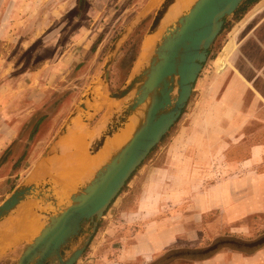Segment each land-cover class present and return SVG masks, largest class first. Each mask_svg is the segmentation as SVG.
I'll use <instances>...</instances> for the list:
<instances>
[{"label":"rangeland","instance_id":"1","mask_svg":"<svg viewBox=\"0 0 264 264\" xmlns=\"http://www.w3.org/2000/svg\"><path fill=\"white\" fill-rule=\"evenodd\" d=\"M76 1L70 0L66 22H68L70 31L76 32L79 29L84 35L77 42L69 38L65 44L68 49V64L66 63L62 78L54 76V69L48 66V88L44 89L39 82L29 87L31 83L27 81L26 76V82L20 84L21 101L10 107L14 110L30 109L32 105L36 106L32 100L34 95L38 106L37 118H41V124L47 119L36 136H33L35 133L30 131L36 119L34 118L31 124L26 119H20L24 128L26 127V130L22 132L21 152L26 154L28 152L30 161L50 151V145L56 134L60 133L74 112L80 114L77 121L88 122L92 128L96 126L100 128L109 123L113 116L119 114L125 102L124 100L123 103L116 101L111 98V95L128 83L141 52L147 48L145 47L146 36L150 33V27L161 0L159 2L155 0V6L150 5L153 0H81L83 5L79 4V7L75 6ZM245 2L240 7L242 11L236 12L225 22V28L210 50L209 58L195 83L182 116L111 204L99 222L97 231L85 253L76 264H174L179 259H204L223 249H239L249 253L264 245L262 242L256 248L248 246L264 240V178L259 179L258 188L251 189V186L246 185V181L253 182L257 176L264 174V158L255 165L253 170L252 166L249 169L240 168L238 171L229 168L228 177L197 180L196 194L192 198H195L198 203L206 196L208 197V195L203 196L204 187L211 189L210 187L213 186L212 209L203 212L202 225L196 227L197 236L191 239L182 238L153 258L141 257L138 260H130L127 257L125 247L131 248L135 245L141 247L142 244H138L136 239H133L134 235L148 229L144 221H140L139 224H129V218H121L124 206L135 203L140 196L141 185L135 184L136 178L156 156L175 149L174 139H188L194 133L190 129L199 128L204 124L208 125L210 130L223 124V127L232 124L236 115L227 113L228 111L222 107L221 100L225 91L231 86L233 75L238 72L245 77L247 81L245 86L248 90L244 94L243 101V112L248 115L245 119H241L245 130L244 134L242 132L239 137L262 146L264 150V0L247 4ZM141 14H144L143 18ZM133 22L136 24L130 30L129 27ZM56 25L58 24H54ZM126 29L130 32L121 41L119 49L114 54L109 80L106 82L104 71L106 61L112 46ZM230 41L233 43V48L226 57L228 68L218 72L217 59ZM49 53L50 56L56 55L54 50L48 51ZM43 54L41 51L37 52L38 61L42 60ZM25 58L26 56L23 55L19 60V69L22 70V74H26L31 69V66L24 67ZM133 74L135 75L136 72L133 71ZM41 76H43L42 72ZM236 96V94L231 95L234 99L232 107L236 106ZM82 105L85 108H82ZM16 115L17 113L15 115L11 113L6 117V121L12 123ZM249 118L255 119L250 123ZM100 134L101 137L104 135L101 132ZM95 148L96 146H93V149ZM248 149L238 148L240 155L242 154L239 159H247ZM80 151L81 158L70 173L71 177H76L75 179L89 178L93 171L108 159V156L102 153L90 158L89 155L92 154L88 152V149ZM233 152L236 151L233 150ZM262 154L264 155V151ZM160 165H163V162ZM221 166L224 168L225 164L218 162L215 165L218 170ZM217 175L222 174L217 173ZM245 176H250V178L243 181ZM227 182L230 183L229 186L225 184ZM54 184L56 187L59 186L56 182ZM220 184L221 189L214 190V187ZM39 199L43 201V208H46L50 215L55 213V209L47 204L45 197H35L30 202ZM66 200L63 199L60 202ZM237 205L245 207L246 210L232 212L230 208ZM197 211V214L200 213L199 209ZM27 214L38 224L43 225L41 216L36 212V207L27 211L25 215ZM91 230L92 225L84 228L73 245V250L84 243L91 234ZM25 246L26 244H22L4 253L0 258V264H16ZM69 253L70 251L67 252Z\"/></svg>","mask_w":264,"mask_h":264},{"label":"crops","instance_id":"2","mask_svg":"<svg viewBox=\"0 0 264 264\" xmlns=\"http://www.w3.org/2000/svg\"><path fill=\"white\" fill-rule=\"evenodd\" d=\"M69 3L70 0H0V204L20 184H40L48 181L51 172L63 171L74 160L76 147L86 145L91 133L95 134L85 121L75 120L58 142L56 139L59 134H56L46 155L30 161L29 153L21 152L22 132L26 127L24 128L20 119H26L30 124L34 118L36 119L30 130L35 133L33 136L39 134L47 119L41 124V118H37L38 106L34 95L32 100L36 106L32 105L26 110L10 109L12 104L21 101L20 84L26 82V76L27 81L31 83L29 87L39 82L44 89L48 88V66L54 69V76L62 78L66 63L68 64V49L65 44L69 38L77 42L84 35L79 29L73 32L74 30L70 31L68 28L66 21ZM79 4L83 5V2L77 0L75 6L79 7ZM54 24L58 25L54 26ZM230 47L228 46L225 53L217 59L220 72L228 68L225 54L233 48ZM53 50L56 51V55L50 56L48 51ZM38 51L44 53L40 61L37 60ZM21 53L26 56L27 63L24 62V67L31 66L32 69L26 74H22V70L19 69V60L23 57ZM245 82L247 81L242 73L234 74L231 86L225 91L221 100L222 107L228 111L227 113L236 115L232 124L227 127H223V124L212 130L205 124L190 129L194 131L192 137L174 139L175 149L156 156L136 178L135 184L141 185L140 196L135 203L124 206L121 218H129V224H139L140 221H144L148 230L134 235L133 239H136L138 244H142L141 247L138 245L125 247V254L130 260H138L141 257L153 258L182 238L191 239L198 234L196 227L202 225L203 212L212 209L213 186L210 187L211 189L204 187L203 196L208 195V197L204 196L205 198L198 203L192 198L196 194L197 180L224 178L229 175V168L238 171L240 168L249 169L252 166L253 170L255 165L263 160L262 146L239 137L245 130L241 119H245L248 115L243 112L244 94L248 91ZM232 94L237 95L234 107H232L234 102ZM11 113L13 115L17 113L16 121L9 123L6 117ZM254 119L249 118L248 121L251 123ZM239 147L249 148L247 159H239L242 156L238 151ZM29 161L30 164L27 165ZM162 162L163 165H160ZM218 162L224 163L225 167L221 166L218 170V167H215ZM217 173L222 175L219 176ZM246 178L250 176H245L243 181ZM261 178H264V174L257 176L253 182L246 181V185L251 186V189L258 188ZM78 183L75 185L77 186ZM225 184L229 186L230 183ZM214 188L220 190L221 184ZM24 209L0 228V258L4 253L22 244L30 243L42 227L30 215H23ZM198 209L200 213L197 214ZM230 210L238 212L246 208L237 205ZM174 264H264V245L249 253L239 249H223L204 259H179Z\"/></svg>","mask_w":264,"mask_h":264},{"label":"water","instance_id":"3","mask_svg":"<svg viewBox=\"0 0 264 264\" xmlns=\"http://www.w3.org/2000/svg\"><path fill=\"white\" fill-rule=\"evenodd\" d=\"M177 1H160L149 34L160 28ZM245 1L195 0L188 10L166 22L162 38L142 70L135 75L132 71L128 83L111 95L116 101H126L119 114L100 128L96 126L104 134L101 137L99 132L103 143L112 140L131 123L134 124L132 133L91 177L83 178L77 186L70 185L64 168L63 171L51 172L46 182L20 184L0 204V228L35 197H45L47 204L55 209L40 233L25 246L16 264H76L82 258L106 211L182 116L225 22ZM135 24L133 22L129 29L132 30ZM130 30L126 29L111 48L104 68L106 82L114 54ZM79 116L78 112L72 114L56 142ZM97 152V146L92 148V155ZM54 182L59 186L56 187ZM63 199L67 200L60 202ZM88 225H92L91 234L73 250V245ZM262 242L264 240L248 246L256 248Z\"/></svg>","mask_w":264,"mask_h":264},{"label":"bare ground","instance_id":"4","mask_svg":"<svg viewBox=\"0 0 264 264\" xmlns=\"http://www.w3.org/2000/svg\"><path fill=\"white\" fill-rule=\"evenodd\" d=\"M159 2V0H157ZM195 0H178L176 2V4L173 6V8L170 10L168 16L166 17V20L165 22L160 26V28L156 31V32H153L151 34H148L146 36V44H145V48L140 56H139V59L137 60L136 62V66L134 67L133 71L137 73H139L142 68L144 67V65L148 62V59L150 57V55L152 54L153 50L155 49L157 43L160 41V39L162 38V34H163V28L166 24V22H168L169 20H171L173 17H175L178 13L182 12L183 10H188L191 5L194 3ZM155 0L152 1V3H150V5H154L155 6ZM157 4V3H156ZM160 4V2H159ZM149 10V8H148ZM233 43L232 44H229L226 46V48L228 46H231L232 47ZM230 47V48H231ZM225 48V49H226ZM225 49L223 51L222 54L225 53ZM230 53V51L225 54V58L226 56ZM221 54V55H222ZM220 55V56H221ZM219 56V57H220ZM226 63L224 64V67H225ZM223 67V68H224ZM221 71V70H220ZM219 69H218V72H220ZM123 103V101H121ZM126 102V101H124ZM120 103V102H119ZM121 104V103H120ZM119 104V105H120ZM123 105V104H122ZM121 105V106H122ZM120 107V106H119ZM86 124L88 125V127L91 129V130H94L95 131V134L93 135L91 133L90 135V139L89 141L87 142L86 145H83V146H79V147H76V150H74V160L68 165V167L66 168V181L68 184L70 185H75L76 183L82 181V179H75L74 177H71V172L73 171V168L76 167L77 163L79 162L80 158H81V151L80 150H83V149H88V152L92 154V148L93 146H97V148L99 149V152H97L95 155H89L90 158H94L95 156L99 155L100 153L104 154V155H107L108 158L110 156V153L116 149L117 147L121 146L122 144H124L130 137L131 133H132V129L134 127V124L131 123L125 130L121 131L119 134H117L112 140H108V141H105L104 143L101 141V138H100V134H99V129H97L96 127L95 128H92L90 127L89 123L86 122ZM70 150V149H68ZM72 151V150H71ZM56 159V158H55ZM106 159V158H105ZM60 164V163H59ZM103 165V164H101ZM100 165V166H101ZM54 166V165H53ZM52 166V167H53ZM100 166H98L97 168H99ZM56 168V166H54ZM53 167V168H54ZM96 168V169H97ZM95 169V170H96ZM54 170V169H53ZM95 170L93 171V173L95 172ZM93 173L91 174V176L93 175ZM90 176V177H91ZM86 179V178H85ZM58 186V184H57ZM76 186V185H75ZM43 201L41 199L39 200H36L34 202H30L24 209V213L23 215L27 212V211H30L32 210L34 207H36V212L38 213V215L41 216L42 218V222H43V225L42 227L40 228L39 232L36 234L38 235L40 233V231L42 230L44 224L47 222V220L49 219L50 217V213L46 211V208H43ZM35 235V236H36ZM34 236V237H35Z\"/></svg>","mask_w":264,"mask_h":264},{"label":"trees","instance_id":"5","mask_svg":"<svg viewBox=\"0 0 264 264\" xmlns=\"http://www.w3.org/2000/svg\"><path fill=\"white\" fill-rule=\"evenodd\" d=\"M257 1H259V0H248V1H246L245 3H246V4H247V3H254V2H257ZM240 11H242V8H239V10L237 11V13L240 12ZM223 28H225V27H223Z\"/></svg>","mask_w":264,"mask_h":264}]
</instances>
